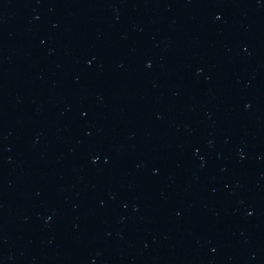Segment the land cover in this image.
Listing matches in <instances>:
<instances>
[{
	"label": "water",
	"instance_id": "water-1",
	"mask_svg": "<svg viewBox=\"0 0 264 264\" xmlns=\"http://www.w3.org/2000/svg\"><path fill=\"white\" fill-rule=\"evenodd\" d=\"M0 264H264V0H0Z\"/></svg>",
	"mask_w": 264,
	"mask_h": 264
}]
</instances>
